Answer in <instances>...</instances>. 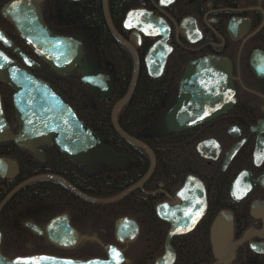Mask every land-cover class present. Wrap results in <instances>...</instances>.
<instances>
[{
  "label": "flooded vegetation",
  "instance_id": "flooded-vegetation-1",
  "mask_svg": "<svg viewBox=\"0 0 264 264\" xmlns=\"http://www.w3.org/2000/svg\"><path fill=\"white\" fill-rule=\"evenodd\" d=\"M13 1L0 0V30L12 43V47H7L0 40V49L25 66L14 52L18 48L35 64L26 66L30 72L51 85L35 72L45 67L58 76L67 75L75 69L79 72L76 65L70 72L58 74L33 52L3 13L4 8ZM80 1L25 0L18 9L28 13L37 9L51 34L81 41L75 36L55 32L51 26L52 18L63 13L64 5H76ZM122 1L113 0V7L117 8L116 21H112L111 4L106 0L108 13L114 28L136 50V82L140 76L146 77L150 85L161 89L165 96L161 101L164 114L160 124L168 132V137L159 140L168 143L167 153L157 154L146 142L135 137L153 152L154 166L150 173V154L124 138L141 151L116 152L121 156L119 163L100 157L107 164L120 167L119 178L124 188L105 197L87 196L112 198L142 181L114 202L100 204L85 201L55 180L79 199L103 207L92 205L82 209L79 203L71 202L69 212L45 214L43 209L47 203L43 200L19 203L18 207L12 208L10 216L0 217V258L12 261L34 256L38 260L29 264H48V261L57 259L106 260L108 252H118L122 257L120 264H264V225L261 217L252 213L256 202H264V0H134L125 10L121 9ZM100 7L102 12L101 0ZM139 8L150 11L155 18L163 19L168 26L165 48L155 51L156 61L166 55L158 75L148 73L145 58L160 36L146 37L141 34L139 41L133 34L139 30L126 28L123 24L127 11ZM8 9V12L13 11L15 7ZM82 58H85L84 47ZM202 60H214L215 72L208 64H203L184 82L187 67ZM133 63L132 56V71ZM151 70L155 71V67ZM0 80L10 87L1 75ZM11 90L10 110L4 107L1 95L0 98L8 129L10 133L18 134L22 126L15 119L12 103L14 90ZM176 104L181 110L187 109L188 113L182 111L174 114L167 125L165 115ZM207 108L211 112H221L207 117ZM198 110H203L204 118L201 121L175 129L182 125V118L198 119ZM8 141L30 152L26 156L36 159L37 162L32 164L42 166L41 169L46 157L43 146L54 144L57 148L54 142L43 144L39 147L42 151L40 155L14 140L0 142ZM0 158L17 164L16 173L11 177L0 176V204L28 178L43 174L58 175L42 172L10 187L18 176L19 164L9 155L0 154ZM92 160L71 162L77 165L91 164ZM33 182L15 191L1 206L0 214L20 191ZM52 191L51 188L45 192ZM45 192L43 197H46ZM59 196L61 198L60 191ZM62 205L55 203L50 207L59 208ZM63 215L67 219L60 218L50 231L60 242L54 244L49 240L47 224ZM75 236L80 238L76 243L70 247L63 246ZM110 246L113 248L108 250L106 247Z\"/></svg>",
  "mask_w": 264,
  "mask_h": 264
},
{
  "label": "water",
  "instance_id": "water-1",
  "mask_svg": "<svg viewBox=\"0 0 264 264\" xmlns=\"http://www.w3.org/2000/svg\"><path fill=\"white\" fill-rule=\"evenodd\" d=\"M25 0H15L5 7L3 13L14 24L19 35L30 46L33 52L41 58L53 71L58 74H65L70 72L76 65L79 66L81 81L92 92L103 100H107L111 95V82L109 77L103 73H97L88 64L83 57L82 42L76 38L64 37L61 35H54L45 27L40 13L37 9L30 11H22L18 9L19 5ZM102 13L105 23L110 32L115 38L125 45L133 56V71L126 94L118 99L112 106L110 113V122L113 129L124 139L129 142L144 148L151 156V166L149 173L154 166V157L152 150L142 141L124 132L117 123V112L119 108L129 98L135 83L138 73V57L134 46L124 39L118 31L114 28L107 9L106 0H101ZM14 6L13 11L8 12V8ZM123 24L126 28H136L139 32L135 31L133 34L140 41L141 34L146 37L160 36L158 42L151 46L147 52L145 63L149 74L158 75L161 73L164 66L166 55L157 60L155 51L159 48H165L168 40V26L161 18H155L150 11L144 8L130 9L125 15ZM0 40L12 47L11 41L0 30ZM14 52L22 59V65L19 62L8 57L0 49V75L3 80L14 90L12 96V103L15 113L16 121L21 124V130L18 134L10 133L8 124L4 119L2 103L0 98V141L14 140L16 143L24 145L26 149L34 151L36 154H42L39 147L43 144L54 142L59 151L74 163H84L96 157H101L104 160L119 163L121 160L120 154L114 152L111 147L103 144L97 134L87 128L76 111L72 108L69 101L64 95L53 85L36 78L27 67L35 65L31 63L19 50L16 48ZM203 64H208V67L213 68L215 72L216 62L214 60L196 61L190 64L184 72L183 80L190 78L192 73L200 68ZM27 66V67H26ZM155 67V71H152ZM204 89V88H202ZM180 98V95H179ZM181 110L176 104L165 115L166 124L174 114L179 112H187V109ZM221 111L211 112L207 108L208 116L215 115ZM198 119H186L182 125L176 126L175 129H182L193 123L201 121L203 117V110H198ZM212 113V114H211ZM184 114V113H183ZM202 117V118H201ZM199 144L197 145V149ZM17 164L7 158H0V176L11 177L16 173ZM148 173V174H149ZM147 174V175H148ZM54 179L63 183L72 193L79 198L93 203H109L121 199L131 190L139 186L142 181L138 182L125 192L108 199L92 198L89 197L76 188H74L68 181L58 175L43 174L32 176L25 181L21 182L16 188L4 199L0 204L1 206L21 187L27 185L38 179ZM252 213L255 216L261 217L264 225V202H256L252 207ZM60 218L67 219L65 215L55 217L47 224V231L49 240L52 243H60L56 241L50 231L55 228L56 222ZM119 222V221H118ZM117 222V224H118ZM264 232V230L262 231ZM52 235V236H51ZM80 238L76 236L74 239H69L68 244H63L64 247H70L76 243ZM113 248L112 246L106 247ZM118 252H108L109 257L106 260L93 258L86 261L70 260V259H57L47 262L48 264H120L121 255ZM47 259L49 257H46ZM0 264H29L36 262L38 258L23 257L16 258L12 261H6L0 258Z\"/></svg>",
  "mask_w": 264,
  "mask_h": 264
},
{
  "label": "trees",
  "instance_id": "trees-1",
  "mask_svg": "<svg viewBox=\"0 0 264 264\" xmlns=\"http://www.w3.org/2000/svg\"><path fill=\"white\" fill-rule=\"evenodd\" d=\"M134 0L122 1L121 9L131 6ZM115 2L109 0L112 21H116L117 8ZM123 7V8H122ZM51 26L55 32L79 38L83 42L84 57L98 73H106L111 80V96L108 100L99 98L90 91L80 80L77 69L64 76H58L45 67L35 74L62 91L77 111L84 123L94 130L101 142L110 146L118 153L140 152L136 146L123 140L112 128L110 112L113 104L126 92L131 72L132 56L130 51L120 44L109 32L103 19L100 0H82L75 4L63 6V13L52 18ZM115 25V22H113ZM50 24V23H49ZM118 24V23H116ZM146 77L140 76L128 101L119 108L117 122L122 130L146 142L157 154H166L168 143L159 139H167L168 132L160 122L164 114L161 101L165 96L161 89L153 87ZM0 95L4 107L11 108L12 90L0 80ZM46 157L43 168L34 165L36 159L30 152L17 146L12 141L0 142V154L15 158L19 164L18 176L10 187L23 179L38 173H54L67 179L74 187L86 195L105 197L118 193L124 188L119 178L120 167L107 164L100 157L91 161V164H74L65 158L54 144L43 146ZM163 156V155H162ZM52 192H45L50 191ZM57 188V189H56ZM61 192V198L59 196ZM46 197H43V194ZM58 193V195H55ZM41 196V197H40ZM45 201V214L70 210L71 202L80 204L85 209L94 205L101 208L103 205L85 202L55 180H38L20 191L4 208L0 217L10 216L12 208L25 201ZM55 203H62L58 207H50ZM16 204V205H15Z\"/></svg>",
  "mask_w": 264,
  "mask_h": 264
},
{
  "label": "snow or ice",
  "instance_id": "snow-or-ice-1",
  "mask_svg": "<svg viewBox=\"0 0 264 264\" xmlns=\"http://www.w3.org/2000/svg\"><path fill=\"white\" fill-rule=\"evenodd\" d=\"M162 2H164V0H162ZM167 2H170V0H167ZM116 255L118 256V253Z\"/></svg>",
  "mask_w": 264,
  "mask_h": 264
}]
</instances>
